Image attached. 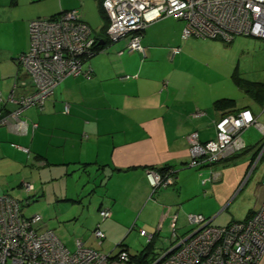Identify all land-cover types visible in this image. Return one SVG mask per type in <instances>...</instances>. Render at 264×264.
<instances>
[{"label":"crops","instance_id":"crops-1","mask_svg":"<svg viewBox=\"0 0 264 264\" xmlns=\"http://www.w3.org/2000/svg\"><path fill=\"white\" fill-rule=\"evenodd\" d=\"M92 1L0 0V96L5 100L0 102V114L16 107L7 101L11 91L19 97L32 89L29 74L16 61L29 47L28 24L32 19L83 6L81 18L101 46L83 64L89 65L91 72L65 77L42 105L23 110L19 118L25 123L24 132H17L14 125L0 126L1 159L16 158L19 164L30 160L41 183L71 181L60 187V194H53L54 205L65 201L66 209L47 218L39 211L35 213L69 249L75 247L74 238L97 245L92 231L99 223L105 234L99 247L106 239H119L116 246L122 243L130 254L126 241L132 231L144 237L139 234V229H144L156 241L167 232L165 238L169 239L163 244H168L156 248L161 253L170 244L173 230L178 236L190 230L186 220L190 213L207 216L216 226L247 219L261 203L264 189L240 219L222 225L215 223L219 214L215 212L226 209V202L240 191L243 179L252 176L259 160L264 164V155L258 156L262 137L251 145L244 143V148L227 160L201 167L216 174L215 181L204 184L196 179L195 184L188 183L196 168L186 167L187 137L196 131L201 141L212 139L215 122L227 113L235 114L231 109H216V100L233 99L234 109H249L258 122L264 113V100L256 102L245 93L261 107L255 110L249 105L238 106L228 97L226 69L215 75L211 55L206 53L209 44L181 39V20L167 16L148 24L142 32L143 51L129 52L124 40L108 42L104 30L107 15L100 0ZM176 49L178 52L173 53ZM199 53L204 61L200 68L205 69L201 73L191 62ZM235 73L239 74L234 69L230 78L240 90L233 79ZM196 110L204 114L193 117ZM148 168L173 170V183L153 192L145 173ZM209 169L204 170L210 177ZM262 179L263 165L260 183ZM29 180L33 186L29 197L34 195L37 200L44 194V186ZM21 182L15 193H5L23 200L26 196ZM102 208L110 210V216L103 220L98 213ZM114 256L104 264H117ZM258 264H264V257Z\"/></svg>","mask_w":264,"mask_h":264},{"label":"built area","instance_id":"built-area-1","mask_svg":"<svg viewBox=\"0 0 264 264\" xmlns=\"http://www.w3.org/2000/svg\"><path fill=\"white\" fill-rule=\"evenodd\" d=\"M108 18V42H125L127 51H143L142 32L148 24L167 16L184 22L181 39H220L230 42L237 35L252 36L264 44V0H103ZM29 47L16 57L17 63L29 74L32 89L19 97L11 91L8 100L16 104L13 110L0 114V126L14 125L24 132L25 123L19 118L24 109L40 106L67 76L87 75L91 67L83 64L98 50L97 39L82 20L80 11H61L55 17H38L28 24ZM178 52L174 50L173 53ZM0 102H5L0 96ZM204 112L196 110L192 116ZM256 126L263 134L259 158L264 155V126L249 109L226 114L215 122L213 139L201 141L196 131L188 137L189 160L186 167H210L244 148L243 130ZM36 127V124H33ZM14 147L27 151L14 144ZM153 192L173 183V170L161 174L153 168L145 170ZM215 181L216 174L201 183ZM25 196L33 191L32 183L22 181ZM264 186V164L263 179ZM27 204V200H25ZM21 201L0 193V264H104L113 256L98 249L105 239L97 223L92 238L97 245L84 244L74 238L69 249L49 229L40 214L25 215ZM103 220L110 216L108 208L99 210ZM190 230L178 236L172 231L170 244L151 264H258L264 257V197L259 206L245 220L225 226L211 224V218L201 214H187ZM139 234L147 241L152 237L144 229ZM127 262L126 251L115 256Z\"/></svg>","mask_w":264,"mask_h":264},{"label":"rangeland","instance_id":"rangeland-1","mask_svg":"<svg viewBox=\"0 0 264 264\" xmlns=\"http://www.w3.org/2000/svg\"><path fill=\"white\" fill-rule=\"evenodd\" d=\"M89 2H93L92 0H87ZM50 4V3H49ZM34 7V6H33ZM32 7V8H33ZM81 10L83 6L79 7ZM95 5L93 7L94 11ZM37 9V8H34ZM98 22L99 18L97 16ZM101 22V21H100ZM181 22H183L181 20ZM201 45L209 44V48L206 49V53L211 55L209 57V62L211 63L212 69L216 74L220 73L221 69H226V95L228 97L234 98L237 102L238 106L249 105L255 110H261L254 101H252L241 89L239 90L232 82L230 78V74L234 69L239 73V75L245 79L252 80V81H260L264 79V44L261 39L246 36V35H237L231 42H224L221 40L215 39H199L194 38ZM200 51V50H199ZM202 53V52H201ZM199 53L198 55H194L192 62V67L201 73L205 69H201L200 66L202 60V54ZM259 122L264 126V113L260 115ZM263 136L261 130L256 126H251L241 133V139L246 145H251L259 140ZM14 144H12L13 147ZM20 150V149H19ZM22 151V150H21ZM5 152L8 154L9 151L5 149ZM240 152V151H239ZM189 153V152H188ZM237 153V152H235ZM233 153V154H235ZM227 155L226 157H228ZM223 158V159H226ZM264 157V156H263ZM261 158V157H260ZM16 161L12 160H4L0 157V193L9 192L10 194L15 193L18 190V183L20 181H28L29 179L34 181L36 186L43 185L44 194L41 195L37 200L36 197L33 195L28 199L21 200L23 213L27 216L32 215L35 212H38L44 217L47 218V215L50 216L54 215L56 212L62 210V208L66 209L67 203L65 201H59L57 205H54V198L53 194H60V187H65L68 184V180L62 179L58 182L54 183L53 181L47 182H39V176L37 173L34 172V167L30 160L24 159L21 164H19L18 159ZM30 161V163H29ZM33 161V160H32ZM222 159L217 161V163L221 162ZM34 164V163H33ZM263 161L259 160L257 167L254 169L252 176H246L240 188V191H236L231 199L226 202V209H218L215 208L214 205L212 206L214 209H218V218L216 222L221 223L222 225L227 224L231 219H240L247 208L254 205L255 198L258 199L259 191L264 189V186L260 183V176L262 170ZM193 168V167H189ZM195 169V168H194ZM198 169V168H196ZM195 171V176H191L188 178V183H196V181L201 182L202 179H206L209 177L207 167L200 168ZM210 171V169H209ZM250 171V170H249ZM251 173V172H250ZM30 177V178H29ZM58 178V177H57ZM29 180V181H30ZM262 187V188H261ZM264 197V196H263ZM27 200L28 204L25 203ZM195 200V198L193 199ZM189 202V201H188ZM49 216V217H50ZM64 218L63 214L58 215V217ZM207 217V216H205ZM214 223V224H215ZM167 232H163L160 234V238L155 240V246L153 253H157L156 248H161L162 246H166L168 243L163 244L169 238H165ZM170 237V234H169ZM119 240V239H118ZM112 238L111 240H107L104 242L103 246L99 247L98 249L105 253L111 254L114 256L118 253L120 247H117V241ZM165 240V241H164ZM110 241V242H109ZM127 244L129 245L130 251L132 254L137 253L140 251L144 246H146L147 239L146 237H138L137 232L134 230L131 232L127 239ZM129 242V243H128ZM73 250V247H71ZM117 264H132L128 262H118Z\"/></svg>","mask_w":264,"mask_h":264},{"label":"trees","instance_id":"trees-1","mask_svg":"<svg viewBox=\"0 0 264 264\" xmlns=\"http://www.w3.org/2000/svg\"><path fill=\"white\" fill-rule=\"evenodd\" d=\"M102 3H103V0H100L101 7H102ZM58 14H56V15H58ZM56 15L50 16V17L53 18ZM108 23H109L108 20H106L105 21V25H104V30L105 31L107 29ZM96 49L97 50L101 49V46L96 44ZM233 79H234L235 83L237 84V86L244 93H246L248 96H250L254 101L259 102V101L264 100V82L246 80V79H243L242 77H240V75L237 74V73L234 74ZM234 104H235V101L233 99H227V98L225 99L224 98V99L216 100L214 102V107L216 109H222V110L224 108L231 109L230 110L231 112L236 113L241 108H239L237 110L234 109L233 108ZM232 156H234V154H231L228 157H226V160L231 158ZM222 160H225V159H222ZM214 164H212V165H214ZM166 170L167 169L158 170V172H160L161 174H164L166 172ZM21 184H22V182L20 183V187L22 189V185ZM28 198H30V197L29 196L28 197L27 196L24 197V199H28ZM154 238H155V236L152 234L151 239L149 241H147V245L144 246L139 252H137L135 254H130L128 252V249L126 247H124V245L122 243L118 244V246L121 249L120 251H126L127 252V254H128V261L127 262L128 263H132V264H151L152 261L156 258V256H158L160 254L158 252L157 253H153L154 246H155V241H154L155 239Z\"/></svg>","mask_w":264,"mask_h":264}]
</instances>
